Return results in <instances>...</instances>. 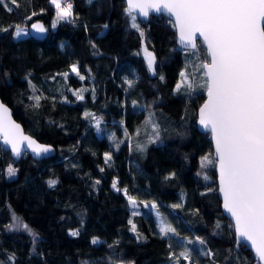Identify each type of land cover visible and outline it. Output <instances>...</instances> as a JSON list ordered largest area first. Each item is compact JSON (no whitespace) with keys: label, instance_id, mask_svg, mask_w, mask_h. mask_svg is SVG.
<instances>
[{"label":"trees","instance_id":"trees-1","mask_svg":"<svg viewBox=\"0 0 264 264\" xmlns=\"http://www.w3.org/2000/svg\"><path fill=\"white\" fill-rule=\"evenodd\" d=\"M5 4L0 97L57 153L15 162L0 145V264H257L222 212L211 136L196 124L204 46L197 55L180 47L165 15L133 21L125 0H73L72 16L59 21L51 0ZM34 23L45 39L14 36ZM185 69L193 88L177 90ZM205 156L214 162L202 166ZM125 189L142 213L132 214ZM145 203L175 232L162 233ZM186 250L190 260L179 256Z\"/></svg>","mask_w":264,"mask_h":264},{"label":"snow or ice","instance_id":"snow-or-ice-1","mask_svg":"<svg viewBox=\"0 0 264 264\" xmlns=\"http://www.w3.org/2000/svg\"><path fill=\"white\" fill-rule=\"evenodd\" d=\"M15 2L12 0V3ZM51 3L55 6L57 21L72 16V4L68 0H51ZM0 4H5V0H0ZM127 4L126 11L133 21L137 9L144 17L149 15L150 10L163 11L174 17L179 41L185 48L192 49L193 55H197L199 48L197 36L201 38L206 58L196 67L203 70L205 80L201 86L206 89L207 100L199 110V123L210 130L215 144L223 207L235 222L238 238L250 244L257 264H264V0H127ZM132 27L137 28L138 25L134 22ZM32 28L38 33L45 32L44 26L39 23L33 24ZM26 35L25 29L17 25L14 36L20 38ZM147 58L151 69L155 58L151 53L147 54ZM72 71L77 72L75 65ZM180 75L182 80L177 84V90L185 83L192 89L187 74L182 72ZM34 99L38 107L40 98L37 96ZM0 138L10 146L15 156H20L25 144L36 156L51 151L48 146L25 136L20 126L12 122L9 110L2 103ZM110 159L111 156L106 153L105 162ZM213 162L205 156L202 166ZM15 172L14 168H8L9 176L15 175ZM48 183L53 186L56 181ZM112 187L119 191L117 182L114 181ZM124 192L127 195L126 189ZM128 199L135 208V198L129 196ZM23 227L28 228L27 225ZM132 230L135 231V225ZM160 231L167 235L174 233L175 229L165 226ZM71 235L76 236L78 232L73 231ZM33 236L35 240V234ZM197 240L204 243L199 237ZM96 242L93 240V243ZM179 256L191 259L187 250Z\"/></svg>","mask_w":264,"mask_h":264},{"label":"water","instance_id":"water-1","mask_svg":"<svg viewBox=\"0 0 264 264\" xmlns=\"http://www.w3.org/2000/svg\"><path fill=\"white\" fill-rule=\"evenodd\" d=\"M125 2H126V5H127V8H128L127 0H125ZM134 14H135V16H136L137 18H139V19H141V20H143V21H148L152 15H156V16H158V15H165V16L168 17V18L173 22V24H174V17H171L168 13H165V12H163V11H162V12H155V11L150 10L149 15H148L147 17H144V16L140 15L139 10L137 9V10H135ZM34 24H36V23H34ZM39 24H42V23H39ZM32 25H33V24H32ZM32 25H31L30 28H29V35H30L31 37L37 39V40H43V39H45V37H46V35H47V28L44 26V24H42V25L44 26V28H45V32H43V33H38V32H36L35 29L32 28ZM174 28H175L176 33H177V43H178V45H179L180 47H182L183 49H185V50H192V49L185 48V46H183V45L180 43V41H179V34H178V31H177L176 27H174ZM199 42L203 45L201 38H200L199 36H197V44H198ZM203 46H204V45H203ZM198 49H199V48H198ZM205 95H206V98H205L204 102L207 100V92H205ZM204 102L202 103V105L204 104ZM0 103H2V104H3V105L9 110V114H10V118H11L12 122H14L15 124H18V125L20 126V129H21V131L23 132V134H24L25 136H29V137H31L32 139L36 140L37 143H39V144H41V145H44V146H48V147L51 149V151L48 152V153H46V154H42V155H40V156H36V155L32 152V150H31L30 148H28V147L26 146V144H25V145H22V151H21L20 156H15V155L12 153L10 146L5 145L4 142H3V139L0 138V145H2L5 149H8V150L10 151L11 156H12V158L14 159L15 162L20 161V160L22 159V157H23L25 154H29V155H31V157H32L34 160H41V159L49 158V157H53V156L56 155L57 151H56V148H55L54 145L49 144V143H43V142H41L40 140H38L35 136H33V135H31L30 133H28V132L25 131V128H24L23 124H22L21 122H19L18 120L15 119L14 114H13V109H12L8 104H6V103L1 99V97H0ZM202 105H201V106H202ZM201 106H200V108H201ZM200 108H199V110H200ZM199 110H198L197 123H196V124H197V128H198V130H199L201 133L210 134V136H211V141H212L213 155H214V158H215V144H214V141H213V139H212V134H211L210 130L205 129V128H203V127L200 125V123H199ZM215 159H216V158H215ZM216 175H217V183H218V197H219V199H220V201H221V209H222V212H223V214H224V215H225V216H226V217H227V218L233 223V225H234L235 222H234V220L232 219L231 215H230V214L224 209V207H223V196H222V194H221L220 191H219V169H218V165H217V164H216ZM234 229H235V227H234ZM235 234H236V232H235ZM236 239H237V242H238V243H243V244L246 245V247L252 252V254H253V256H254V259L257 261V258L255 257V254H254V250L251 248L250 244H248V243H246V242H243L240 238H238L237 234H236ZM116 264H137V263H136V262H125V261H120V262H117Z\"/></svg>","mask_w":264,"mask_h":264},{"label":"rangeland","instance_id":"rangeland-1","mask_svg":"<svg viewBox=\"0 0 264 264\" xmlns=\"http://www.w3.org/2000/svg\"><path fill=\"white\" fill-rule=\"evenodd\" d=\"M136 18H137V17H136ZM135 20H136V19H135ZM20 27L24 28L25 31L29 34V30H28L26 27H23V26H20ZM143 53H144V56H145V58H146V60H147V63H148V58H147V54H148V53H151L152 56L155 58V54H154V52L151 51V50H149V49L146 48V47L143 48ZM75 66H76V68L78 67L77 65H75ZM154 66H155V60H154V64H153V66H152V68H151L152 71H154ZM183 73H186V74H187L188 82L191 83V76H190V74H189V71H188L187 69H185V70L183 71ZM181 80H182V78L180 79L179 83H181ZM182 85L187 86V83L182 84ZM129 196H130V195H127V197H129ZM146 205H147V206H146ZM151 205H152V204H150V203H145V204H144L145 207H147V208H151V209H152L153 214H154L156 220L158 221V224H159L160 228L165 227V224H164V221H163L162 216L159 214V212H158L155 208H152ZM131 212H132V214H133V212H135V213H136L135 215L142 213V212H143V205L136 201V207H135V208H133V206L131 205ZM72 232H73V231H72ZM72 232H71V233H72ZM96 240H99V239H96Z\"/></svg>","mask_w":264,"mask_h":264},{"label":"built area","instance_id":"built-area-1","mask_svg":"<svg viewBox=\"0 0 264 264\" xmlns=\"http://www.w3.org/2000/svg\"><path fill=\"white\" fill-rule=\"evenodd\" d=\"M68 2L72 4V8H73V0H68Z\"/></svg>","mask_w":264,"mask_h":264}]
</instances>
